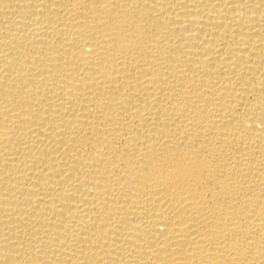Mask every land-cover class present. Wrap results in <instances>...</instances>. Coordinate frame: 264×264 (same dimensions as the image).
I'll return each instance as SVG.
<instances>
[{
    "label": "bare ground",
    "instance_id": "obj_1",
    "mask_svg": "<svg viewBox=\"0 0 264 264\" xmlns=\"http://www.w3.org/2000/svg\"><path fill=\"white\" fill-rule=\"evenodd\" d=\"M0 264H264V0H0Z\"/></svg>",
    "mask_w": 264,
    "mask_h": 264
}]
</instances>
